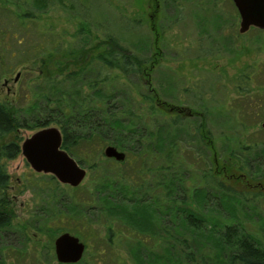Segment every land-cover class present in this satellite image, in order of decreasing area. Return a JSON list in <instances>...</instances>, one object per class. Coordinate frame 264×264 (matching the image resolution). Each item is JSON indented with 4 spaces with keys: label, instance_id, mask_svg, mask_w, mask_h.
I'll return each instance as SVG.
<instances>
[{
    "label": "rangeland",
    "instance_id": "1",
    "mask_svg": "<svg viewBox=\"0 0 264 264\" xmlns=\"http://www.w3.org/2000/svg\"><path fill=\"white\" fill-rule=\"evenodd\" d=\"M79 1L90 8V44L109 32L135 54L148 56L156 50L160 55L149 77L150 86L134 75L114 72V79L104 90L113 94L115 109L129 106L137 115L136 123L149 120L155 130L162 123L167 124L170 117L149 115L141 96L148 87L154 88L160 99L180 108L183 132L169 128V137L174 136L173 146L166 144L155 156L145 152L150 158L142 168L148 170L137 181L144 184L143 193L157 210L156 234L131 230L125 220H119L114 222V229L120 234L111 241L107 237L104 221L108 205L100 197L111 195L102 182L113 178L115 169L121 174L127 171L136 181V174L128 166L104 161L103 149L112 144L79 163L86 175L77 192L51 179L50 174L35 172L20 153L5 161L13 218L10 227L0 229V264H62L55 257L54 240L63 232L77 236L85 244L82 258L72 264H184L179 260V249L171 245L172 240L164 238L163 228L182 238L185 235L190 250L204 256L210 264H225L228 251L223 247L172 227L170 207L164 213L170 220L168 225L160 220L164 206L170 204L166 185L172 188L176 179L179 186L171 196L180 199L186 194V200L192 201L208 223L218 228L239 224L264 247V191L262 195L259 191L254 193L245 185V181L264 185V158L261 165L254 161V153L261 151L250 152L247 148L256 143L264 145V30L251 27L239 33L240 18L232 0ZM80 20L81 17L58 9L42 15L37 22L49 25L66 46L73 42ZM11 28L15 30L14 25ZM15 32L6 37L0 33V102L30 126L19 128L21 144L39 130L32 127V120L44 115V99L37 100L41 94L62 93L71 98L76 90L84 94L86 82L94 78L96 70L91 64L75 80L65 78L67 69L52 75L51 81L45 79L42 55L33 57L29 53L38 41L43 43V38L30 31ZM12 48L28 52L10 54ZM242 74L249 76V91L243 95L236 92ZM192 111L205 112L213 149L197 139L194 127L199 118L189 115ZM8 140L10 137L4 141ZM214 154L219 162L230 159L231 172L243 175L242 179L220 177L221 188L205 184L201 174L210 168L213 171L210 159ZM75 159L78 162L79 158ZM93 163L97 165L89 168ZM158 166H167L168 174H157ZM195 190L204 191L207 198L199 199ZM180 249L184 250V245Z\"/></svg>",
    "mask_w": 264,
    "mask_h": 264
},
{
    "label": "trees",
    "instance_id": "2",
    "mask_svg": "<svg viewBox=\"0 0 264 264\" xmlns=\"http://www.w3.org/2000/svg\"><path fill=\"white\" fill-rule=\"evenodd\" d=\"M58 9L82 18L78 23L76 33L72 36L73 45L71 43L63 46V41L58 39V35L49 25L37 22L42 15L46 16ZM90 16V8L79 0H0V33L2 37H6L16 33L15 30H22L30 31L31 34L43 38V43L38 41L29 53L33 57L42 55V75L50 81L52 75L55 77L66 69L69 72H66L65 78L75 80L82 76L83 70L88 69L89 65L95 66L94 78L86 82V93L82 94L76 90L72 95L74 98L62 93H58L60 96L41 94L37 100L44 99L45 109L42 110L44 115L33 119L32 127L41 129L50 124L56 125L62 134L61 147L74 158H79V163L100 154L102 148L107 144H112L124 151L126 157L123 162L104 159L106 163L112 161L115 166L120 163L126 165L136 174V181H134L130 178L132 175L127 171L121 174L118 169H115L113 170L115 176L107 177L108 179L102 182L108 190V194L111 195V197H100L101 202L105 201L108 205V216L104 221L107 237L111 241L113 236L120 234L114 229V222L119 220H125L131 230L139 232L149 230L152 234H156L157 210L148 195L143 193L144 184L137 183V181L139 178H144L145 170H148V167L145 170L142 168L145 165L143 163L150 158V155L145 152H150L155 156V152L161 151L166 144L173 146L174 136L170 134L172 139L169 137L167 131L169 128H175V132L178 133L183 132L181 116L178 115L180 108L160 99L157 91L148 87V91L141 96L142 101L147 104L149 115L154 117L157 114H164L170 117L167 124L162 123L155 130L150 127L149 120V123L143 122L141 125L136 123L137 115L129 106L125 109H115L111 102L113 94L104 90V86L114 79V72L124 76L134 75L142 81L145 80L150 86L149 77L159 62L160 55L156 50L148 56L135 54L109 32L104 33V38L98 40L94 45L90 44L92 38L88 21ZM12 25L15 26V30H12ZM27 52L28 50L24 48L22 50L12 48L9 53H21L22 55ZM20 62H22L21 57ZM248 84V74H242L236 85L237 94L248 93ZM172 115L175 116L172 117ZM189 115H198L199 121L194 127V133L199 142L207 148L213 149L212 135L207 127L205 112L199 114L192 111ZM20 127L30 126L25 120H21L11 107L0 102V229L10 227L13 218V210L10 207V197L8 196L10 180L5 161L12 160L21 153V138L17 134ZM8 137L10 140L4 141ZM247 148L250 149V152L261 151L254 153V161L260 165L263 164L264 145L258 146L256 143ZM260 154L261 156H259ZM229 161L230 159L227 158L219 162L214 154L210 159L213 171L211 168L207 172L203 171L201 179L205 184L220 188L223 183L220 181V177H227L234 181L241 180L243 175L235 176L231 172ZM247 164L248 162H245V165ZM95 165L97 164L93 163L89 168ZM164 167H156L158 168L156 173L168 174V167ZM50 178L54 179L52 175ZM172 186L171 188L170 185H166L171 205H165L160 214H164L170 207L174 216V221H172L174 229H181L184 233L189 232L194 236L203 237L215 246L223 247L228 251L225 264H264V247L259 245L250 234L245 233L241 225L225 224L218 228L216 224L208 223L205 216L191 203L192 201L186 200V194L180 199L171 196L173 190L179 186L177 179L173 180ZM67 187L74 192L80 189V185ZM195 194L199 199H205L208 196L207 193L200 190H195ZM94 207L90 208L91 212H94ZM166 216L167 214H164L160 217V220L165 222V226L170 222ZM162 230L165 233L164 238L172 240L171 245L179 249L181 262L184 264H210L204 256L197 255L190 250L189 239L185 235L182 238L176 236L170 229L163 228ZM181 245H184V250L180 249Z\"/></svg>",
    "mask_w": 264,
    "mask_h": 264
},
{
    "label": "water",
    "instance_id": "3",
    "mask_svg": "<svg viewBox=\"0 0 264 264\" xmlns=\"http://www.w3.org/2000/svg\"><path fill=\"white\" fill-rule=\"evenodd\" d=\"M232 2L240 18L239 33H245L251 27L264 30V0ZM61 143L60 129L56 126H47L25 138L20 144V152L35 172L50 174L62 185L77 187L84 179L86 169L61 147ZM103 156L123 162L126 154L116 146L107 145L103 149ZM84 250V242L69 232L61 233L54 240V254L59 263L78 262Z\"/></svg>",
    "mask_w": 264,
    "mask_h": 264
},
{
    "label": "flooded vegetation",
    "instance_id": "4",
    "mask_svg": "<svg viewBox=\"0 0 264 264\" xmlns=\"http://www.w3.org/2000/svg\"><path fill=\"white\" fill-rule=\"evenodd\" d=\"M245 185L249 190L253 191L254 193L259 191L261 195L263 194L264 185L261 182L245 181ZM259 189H261L262 191H260Z\"/></svg>",
    "mask_w": 264,
    "mask_h": 264
}]
</instances>
